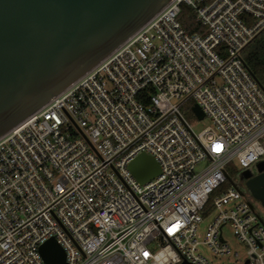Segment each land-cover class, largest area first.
<instances>
[{"label":"built area","instance_id":"built-area-1","mask_svg":"<svg viewBox=\"0 0 264 264\" xmlns=\"http://www.w3.org/2000/svg\"><path fill=\"white\" fill-rule=\"evenodd\" d=\"M184 5L203 34L183 28ZM263 29L264 0H170L1 136L0 264H47L50 240L65 264H212L203 250L232 253L228 225L245 263L264 264V220L228 170L247 188L264 162V88L242 55ZM195 106L200 134L183 114ZM143 154L161 172L144 185L129 171Z\"/></svg>","mask_w":264,"mask_h":264},{"label":"water","instance_id":"water-1","mask_svg":"<svg viewBox=\"0 0 264 264\" xmlns=\"http://www.w3.org/2000/svg\"><path fill=\"white\" fill-rule=\"evenodd\" d=\"M169 1L0 0V137L103 61ZM193 112L204 118L197 106ZM256 169L257 175L246 170L243 179L264 207V162ZM129 171L142 185L161 173L145 154ZM40 251L47 264H65L54 240Z\"/></svg>","mask_w":264,"mask_h":264},{"label":"rangeland","instance_id":"rangeland-1","mask_svg":"<svg viewBox=\"0 0 264 264\" xmlns=\"http://www.w3.org/2000/svg\"><path fill=\"white\" fill-rule=\"evenodd\" d=\"M185 115L186 120L188 121L189 125L191 126L192 130L200 134L202 131L206 129L210 125V120L208 118L200 120L198 116L192 111L191 108L187 107L186 110L183 112ZM236 165V163H235ZM234 164L231 165L228 170L231 173L232 180L235 184L241 189L243 192L247 193L248 199L252 203L253 207H255L256 213L264 220V207H262L261 203L256 201L252 196L249 195L248 188L244 187V183L242 181V171L239 170ZM256 165H253L251 169L255 174H257ZM207 164L204 163L201 165L200 168L206 167ZM197 171H199V169ZM212 218L209 217L205 219V221L201 225L200 236L203 238L205 235V231L207 230V226ZM224 237L228 242V245L231 246L232 253L227 257H217L214 256L211 252L207 250H203L209 262L212 264H244L247 259V247L240 244L233 232V229L228 225L224 229ZM238 253L239 257L236 258L235 254Z\"/></svg>","mask_w":264,"mask_h":264},{"label":"trees","instance_id":"trees-1","mask_svg":"<svg viewBox=\"0 0 264 264\" xmlns=\"http://www.w3.org/2000/svg\"><path fill=\"white\" fill-rule=\"evenodd\" d=\"M211 1L203 0V4H208ZM179 19L187 32L191 34L205 32V28L197 22L195 12L191 7L182 6ZM242 55L251 73L264 88V29L242 50Z\"/></svg>","mask_w":264,"mask_h":264}]
</instances>
